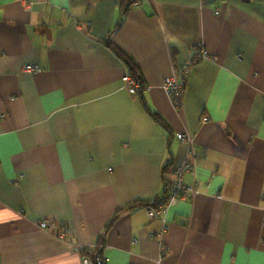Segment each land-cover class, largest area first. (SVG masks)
I'll list each match as a JSON object with an SVG mask.
<instances>
[{
  "label": "crops",
  "instance_id": "0c3cea01",
  "mask_svg": "<svg viewBox=\"0 0 264 264\" xmlns=\"http://www.w3.org/2000/svg\"><path fill=\"white\" fill-rule=\"evenodd\" d=\"M119 15L118 0H0V264H81L78 245L105 264H264V0H139L114 31ZM200 46L214 60L175 110L162 82ZM191 158L196 195L150 218Z\"/></svg>",
  "mask_w": 264,
  "mask_h": 264
},
{
  "label": "built area",
  "instance_id": "2783aa9c",
  "mask_svg": "<svg viewBox=\"0 0 264 264\" xmlns=\"http://www.w3.org/2000/svg\"><path fill=\"white\" fill-rule=\"evenodd\" d=\"M25 7H31L32 0H23ZM211 0H202V2H207ZM202 60H214V57L211 56L203 47H197L192 50V53L189 58H187L181 65L174 68L173 73L166 77L162 82V89L166 93L172 107L175 110H179L181 108V101L183 98L184 88L186 85V80L189 75L190 67ZM40 71V67L36 64H26L22 67L21 72L24 74L29 75H35ZM124 81L126 82V88L128 92L131 95H136L137 92L141 91L142 88H140L137 84V82L134 81V79L127 75L124 78ZM206 121V118L204 117L202 119V122ZM177 139L180 143L185 145L188 150L192 153V156H194V152L192 150L193 148V140L190 136L187 134H178ZM194 168V160L191 158L190 160H185L183 162H180L174 170V179L166 185V189L164 191V199L163 202L156 208H149L148 209V216L150 218L157 217L160 212L164 211L166 208L174 206L178 204L181 201L191 199L193 196L196 195L197 190L194 186L191 185H185L183 184L182 177L186 172L192 171ZM110 171V170H109ZM264 198V196H263ZM50 225V224H49ZM39 228L41 229H49L50 226H48V223L45 221H41L38 224ZM167 226L163 228V231H166ZM58 239L62 241H69V231L65 230L64 232H61L58 236ZM162 246V244H160ZM77 252L80 254L83 253V246L78 245L76 248ZM82 255V254H81ZM82 261L81 264H93V261L89 258L87 255L81 256ZM95 262L97 264L100 263V259H95Z\"/></svg>",
  "mask_w": 264,
  "mask_h": 264
},
{
  "label": "trees",
  "instance_id": "16d2710c",
  "mask_svg": "<svg viewBox=\"0 0 264 264\" xmlns=\"http://www.w3.org/2000/svg\"><path fill=\"white\" fill-rule=\"evenodd\" d=\"M139 2V0H118V6H119V9H120V15H119V20L115 26V29L114 31H116L123 19H124V16L126 15V13L134 6V5H137V3ZM113 31V32H114ZM104 44L110 49L112 50L125 64L126 66L128 67V71H129V75L134 79L135 82H137L138 86L140 88H142L141 91L137 92L136 93V96H141L142 92H143V89H144V85L142 83V80L140 78V75H139V72L137 70V66L136 64L113 42V40L108 37V38H105L104 39ZM145 106V104H144ZM148 111V109H146ZM150 115L151 117L157 122L159 123L165 130H168V126L167 124L165 123V121L163 120V118L155 113H152L150 112ZM166 174H164V189H166V185L169 184L171 182V180L168 178L167 179V176H165ZM168 175H169V172H168ZM137 205V204H136ZM133 207V206H132ZM131 208V206L129 207ZM121 212L120 211H117L109 220L108 222L106 223V226L104 228V231H103V235L102 237L99 238V243L101 244V239L104 238V236L106 235V233L108 232V230L111 228V226L114 224V222L116 221V219L118 218L119 216V213ZM82 255H87L89 256V258L91 259V261H93V264H97L95 262V259L99 258L100 259V263L99 264H105L104 262V259H103V256H102V252L101 250H99V248H95L94 250H87V249H84L83 250V253H81ZM81 255V256H82Z\"/></svg>",
  "mask_w": 264,
  "mask_h": 264
}]
</instances>
